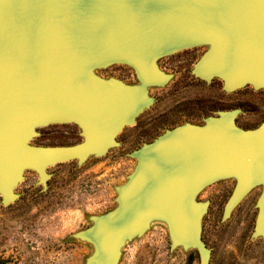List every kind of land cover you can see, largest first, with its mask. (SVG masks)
<instances>
[{
    "label": "water",
    "instance_id": "95a60500",
    "mask_svg": "<svg viewBox=\"0 0 264 264\" xmlns=\"http://www.w3.org/2000/svg\"><path fill=\"white\" fill-rule=\"evenodd\" d=\"M207 47L193 75L223 90H264V0H0V196L9 206L25 172L47 188L48 168L119 147L118 135L155 100L149 88L172 76L158 62L183 50ZM133 69L128 85L96 72L113 65ZM203 126L167 130L130 154L128 182L118 206L76 234L97 246L95 264H118L127 240L144 235L154 219L169 227L171 249H196L210 263L202 238L208 202L197 197L221 180H236L223 218L261 187L253 237L264 238V123L236 124L237 111H221ZM72 124L82 141L35 146L39 129Z\"/></svg>",
    "mask_w": 264,
    "mask_h": 264
},
{
    "label": "rangeland",
    "instance_id": "374dc122",
    "mask_svg": "<svg viewBox=\"0 0 264 264\" xmlns=\"http://www.w3.org/2000/svg\"><path fill=\"white\" fill-rule=\"evenodd\" d=\"M207 47L183 50L162 58L160 69L172 76L165 87H151L155 102L117 137L119 147L103 157H91L48 168L47 188L38 184V175L28 170L16 188L19 199L4 206L0 196V264H95L90 258L96 244L76 236L93 226V218L114 210L118 188L128 182L137 164L130 154L152 143L167 130L192 124L203 126L204 118L219 108H240L239 127L256 129L264 123V90L247 86L235 92L223 90V82L207 83L193 75V68ZM105 79L116 78L128 85L139 81L132 68L113 65L96 70ZM80 129L72 124L39 129L35 146H73L82 141ZM236 180H221L197 197L208 202L202 220V238L210 250L209 264H264V238L253 237L262 188L248 194L224 220V207ZM169 227L154 219L140 237L127 240L118 264H200L196 249H171Z\"/></svg>",
    "mask_w": 264,
    "mask_h": 264
},
{
    "label": "flooded vegetation",
    "instance_id": "af4514ba",
    "mask_svg": "<svg viewBox=\"0 0 264 264\" xmlns=\"http://www.w3.org/2000/svg\"><path fill=\"white\" fill-rule=\"evenodd\" d=\"M221 111H237L238 112V114H237V117H236V124L239 126V123H238V121H239V119L243 116V111L240 109V108H235V109H232V110H223V109H221V108H219L217 111H215V112H212V115H210V116H208V117H211V116H218V112H221ZM142 115V114H141ZM140 115V116H141ZM139 116V117H140ZM207 117V118H208ZM205 119V118H204ZM204 119H203V121H204ZM1 202H2V200H1Z\"/></svg>",
    "mask_w": 264,
    "mask_h": 264
}]
</instances>
